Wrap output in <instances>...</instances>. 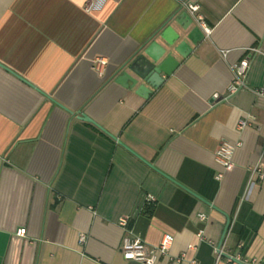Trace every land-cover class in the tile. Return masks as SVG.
<instances>
[{
  "label": "crops",
  "instance_id": "1",
  "mask_svg": "<svg viewBox=\"0 0 264 264\" xmlns=\"http://www.w3.org/2000/svg\"><path fill=\"white\" fill-rule=\"evenodd\" d=\"M185 3L210 35L174 54L157 88L132 85L131 64L152 42L175 41ZM245 58V87L230 95ZM254 89H264V0H0V264H141L123 259V238L152 247L165 234L173 258L264 264V179L252 174L264 172V99ZM222 142L236 146L234 168L217 180Z\"/></svg>",
  "mask_w": 264,
  "mask_h": 264
},
{
  "label": "built area",
  "instance_id": "2",
  "mask_svg": "<svg viewBox=\"0 0 264 264\" xmlns=\"http://www.w3.org/2000/svg\"><path fill=\"white\" fill-rule=\"evenodd\" d=\"M189 15L193 18L198 28L203 32L205 36L210 35V28L205 23L202 15L199 12V6L195 3H185ZM92 8V5L87 7V11ZM251 53H256V49H249ZM229 51L223 50L219 54L222 58H226ZM106 65V62L103 59H97L94 61V69L97 72H101ZM250 68V59H242L238 63L233 65V79L229 86L228 93L230 95L237 93L240 89L245 87V79ZM253 94L264 99V89H254L252 90ZM249 126L248 120H242L238 123V130L241 131ZM236 146L229 142H222L217 148L214 160L216 164L220 167V171L216 175L217 180H221L225 173L230 172L234 168L233 163V154ZM252 174L257 176L258 179H264V172H261L259 169H253ZM146 201L149 203H154L155 198L153 196H147ZM201 220H204L203 216H199ZM119 226L124 230L127 227V220L120 219ZM200 242L205 241L203 237V232H199L197 235ZM84 236H79V242L84 243ZM174 238L171 235H163L160 243L157 246L149 247L141 239L126 235L122 240V245L120 248V253L124 260L134 261L141 264H154L160 257H168L171 260H174L177 264H196V260L186 259V254L182 253L177 257L170 256V248L173 244ZM189 249H194L192 246ZM242 264H258L255 260H249L241 258L240 255H237L233 258Z\"/></svg>",
  "mask_w": 264,
  "mask_h": 264
},
{
  "label": "water",
  "instance_id": "3",
  "mask_svg": "<svg viewBox=\"0 0 264 264\" xmlns=\"http://www.w3.org/2000/svg\"><path fill=\"white\" fill-rule=\"evenodd\" d=\"M181 18H183V16H180V19ZM184 18H186V21L182 23L178 22L181 26V31L177 34L174 42L168 41L165 46H160L157 42H152L142 49L140 56L131 64L133 66H130V70H132L136 76L135 79L131 80L132 85L136 86L137 83L143 82L153 88H157L163 82L162 76H170L173 73V69L179 65L175 55L177 54L181 58H186L192 51V46L197 47L202 43V33L195 24L193 18L187 15H185ZM177 41L180 42L176 44ZM188 42L192 46H190ZM132 67H134L135 70ZM139 87H141L140 90L142 91L143 87ZM51 101L56 103L52 99ZM78 118L101 129L85 114H79ZM223 238L224 235L217 248V253L220 255H223L220 250ZM226 257L231 258L229 256ZM231 259L235 261V259Z\"/></svg>",
  "mask_w": 264,
  "mask_h": 264
}]
</instances>
